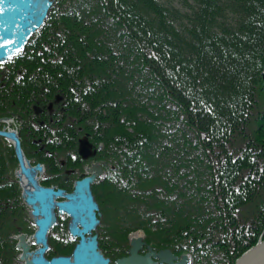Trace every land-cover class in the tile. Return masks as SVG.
Instances as JSON below:
<instances>
[{
    "label": "trees",
    "instance_id": "trees-1",
    "mask_svg": "<svg viewBox=\"0 0 264 264\" xmlns=\"http://www.w3.org/2000/svg\"><path fill=\"white\" fill-rule=\"evenodd\" d=\"M52 4L0 65V117L42 110L33 134L52 141L29 147L34 164L103 144L110 185L91 189L101 212L112 199L117 257L141 230L193 264H235L264 238V0Z\"/></svg>",
    "mask_w": 264,
    "mask_h": 264
},
{
    "label": "water",
    "instance_id": "water-1",
    "mask_svg": "<svg viewBox=\"0 0 264 264\" xmlns=\"http://www.w3.org/2000/svg\"><path fill=\"white\" fill-rule=\"evenodd\" d=\"M54 0H0V64L10 61L11 58L18 56L23 47L29 41L32 34L41 28L48 10L52 7ZM7 120V119H2ZM0 137L6 138L13 145L16 159L19 165V178L27 181L29 189L24 191L23 200L27 205L36 208L37 211H43L47 215V227L51 228L56 223V214L59 216L67 214L69 216V233L72 239H78L77 245L72 252L71 257L53 258L47 261L43 256L46 250V230L39 227L34 234L41 241L42 248L37 251L28 264H108L98 249L96 235L92 236L93 231L99 224L98 217L101 213L98 210V204L92 196L90 186L94 180L102 173L101 167L97 163L92 164L91 168L85 170L73 185V191L66 193L64 190H53L42 187L38 180V173L43 169L40 165L32 167L23 155L20 148V137L16 131H0ZM79 155L84 159L94 155L92 145L86 138L79 141ZM60 200V201H58ZM141 238H131L129 256L116 261V264H155L145 256H138L137 252L141 247ZM264 246V240L251 247L238 257L235 264H246L249 256ZM18 247L24 248L27 252L28 246L23 243L22 237ZM154 258H157L159 264H175V256L169 250H162L159 253L150 252ZM187 256L181 258V263L187 261Z\"/></svg>",
    "mask_w": 264,
    "mask_h": 264
},
{
    "label": "flooded vegetation",
    "instance_id": "flooded-vegetation-1",
    "mask_svg": "<svg viewBox=\"0 0 264 264\" xmlns=\"http://www.w3.org/2000/svg\"><path fill=\"white\" fill-rule=\"evenodd\" d=\"M38 116L33 117H24V119L18 113H12L13 122L7 116L0 117V130L11 131L14 130V122L17 121L20 127V142L21 148L25 153V147L31 150V147L38 146L42 144L45 146L47 143H51L50 138H46L44 136L34 135L33 132H36L38 127L35 123L38 121V117L40 116L39 111ZM2 118H7V120H2ZM32 121L33 123H30ZM24 125L35 126L33 128L25 129ZM40 126L43 125L41 121H39ZM44 126V125H43ZM5 150V153H9L10 146L12 145L5 138L0 141ZM3 148V149H4ZM101 149V147H100ZM95 151V154L91 156V158L87 160H83L78 153H69L67 157L73 158L74 163L77 164L81 168V163H83V170L81 172L76 171L74 174L70 169H65L63 173H57L55 170L50 169V165L48 160L44 159L43 162H37L42 166L43 172L39 173L38 180L40 184L45 188H52L54 190L63 189L68 191V184L73 180L74 177L79 178L81 174L85 172V166H90L94 162L103 163L99 166L102 167L103 173L106 172V161L103 159H98L99 150ZM37 150L34 151V153ZM25 157L30 160L32 165L34 164L39 156H28L25 153ZM13 161H18L16 158H13ZM55 160V158H53ZM46 160V161H45ZM71 163V162H70ZM2 160H0V264H28L30 260L33 258L32 256L39 251L43 246L41 241L37 239L34 235L41 228L46 230L45 239L47 248L43 252V256L47 261L52 260L56 257H69L70 254L74 250L75 243H77L78 239H72L69 233V216L67 214H63L61 216H56V224L51 228L47 227V213L45 210L37 211L36 208L27 205L23 200L24 191H27L29 187H22L20 178L18 177L19 165L17 166V170H11V168H3ZM55 166V162L51 164ZM52 168V167H51ZM70 170V171H69ZM52 173V175L50 174ZM102 173V175H103ZM101 175V176H102ZM24 181L25 179L22 178ZM96 181L100 185V187H104L105 185H110L106 178L103 177L101 179L97 178ZM27 182V181H26ZM101 221V220H100ZM113 225L108 224L103 221L100 222V225L96 228L93 234H96V241L98 243V248L104 257L109 259V264H116L118 258L126 257L118 256L116 253V243L112 242L111 235L113 234ZM20 237L23 238V242L29 247L27 252L24 253L23 247H17ZM147 243L144 241V244L138 250L140 256H143L149 253L147 249ZM158 252L161 250H153ZM173 254L177 256L174 252ZM180 258L177 256L178 261ZM153 263L157 262L156 259L153 258ZM186 264V263H185Z\"/></svg>",
    "mask_w": 264,
    "mask_h": 264
},
{
    "label": "bare ground",
    "instance_id": "bare-ground-1",
    "mask_svg": "<svg viewBox=\"0 0 264 264\" xmlns=\"http://www.w3.org/2000/svg\"><path fill=\"white\" fill-rule=\"evenodd\" d=\"M53 105V103H49V105H48V107L47 108H49V106H52ZM35 110H37V111H39V114H40V116L41 115H43L42 114V110L39 108V107H37V108H35ZM34 110V111H35ZM43 123H45V122H43ZM79 141H80V139H77V141H76V144H75V146H76V148H78L79 149ZM10 142V141H9ZM69 153H78V155H79V152L77 151V150H72V151H69V152H67V153H65V154H63L62 152H61V150H58V152H52V153H48V154H44V155H41V157L42 158H45L46 160H49L50 162H49V167H50V169H53V170H55V172H57V173H63L64 171H65V169H70L74 174L76 173V171H79V172H81L84 168L82 167L83 166V163H81V168L77 165V164H75L74 162V159L73 158H68L67 157V155H69ZM80 156V155H79ZM83 160H84V157L83 156H80ZM53 158H55V160L53 159ZM45 160V161H46ZM53 162H55V166H52L51 164L53 163ZM66 162H68V163H70V168H64V166H65V163ZM39 164V163H38ZM40 165V164H39ZM97 165H99V163L97 164ZM52 167V168H51ZM91 167L90 166H85V169L86 170H88V169H90ZM69 170V171H70ZM20 181H21V184H22V187L23 188H26L27 187V182L26 181H24L22 178H20ZM92 188V187H91ZM90 188V189H91ZM91 191H92V189H91ZM92 196H93V198L95 199V197H94V194H92ZM96 200V199H95ZM96 202H97V200H96ZM98 203V202H97ZM104 208L108 211V213H109V215L111 216V218L113 219V210H112V199H107V200H105V202H104ZM97 245H98V243H97ZM254 247V246H253ZM99 249V248H98ZM137 252V255L140 257V255H139V253H138V251H136ZM160 251H158V252H155L156 254L157 253H159ZM180 259L178 260V261H175V260H177V256H175V259L173 260V262L175 263V264H178V263H181V258L184 256V253L183 254H176ZM144 257L146 256L147 257V259H150V260H153V256L151 255V254H149V253H147V254H145V255H143ZM154 259H156V261H157V258H154ZM155 264H159V262H155ZM162 264H165V263H162ZM246 264H264V246H262L259 250H257V251H255L253 254H251L250 256H249V259H248V261H247V263Z\"/></svg>",
    "mask_w": 264,
    "mask_h": 264
},
{
    "label": "rangeland",
    "instance_id": "rangeland-1",
    "mask_svg": "<svg viewBox=\"0 0 264 264\" xmlns=\"http://www.w3.org/2000/svg\"><path fill=\"white\" fill-rule=\"evenodd\" d=\"M58 99V95H56L55 96V98H54V100L56 101ZM33 111V110H32ZM1 140H3V138H0V141ZM91 145V144H90ZM98 146H96V148L98 149L100 146H102L103 144L102 143H98L97 144ZM42 152H45V146H43L42 144H39L38 146H37ZM4 148V146H3V144L0 142V160H2V163H3V168L5 167V168H11V170L13 169V170H17L18 168H17V162L15 161H13V159H12V152L11 151H9V153H5V150L6 151H8L7 149H3ZM25 153H26V155H28V156H32V154H31V152H30V150L28 149V148H26L25 147ZM27 159V158H26ZM29 160V159H28ZM29 162H30V160H29ZM30 164H31V162H30ZM51 175H52V173H50ZM101 188H104V187H101ZM106 200L107 199H111V197H108V198H105ZM103 208V210H102V214H103V216L101 217V219H103V221L105 222L106 221V223H108V224H112L113 225V231H114V221H113V219L111 218V216L109 215V213H108V211L104 208V206L102 207ZM111 237H112V242H114V243H116L115 242V231L113 232V234L111 235ZM116 250H117V246H116Z\"/></svg>",
    "mask_w": 264,
    "mask_h": 264
}]
</instances>
